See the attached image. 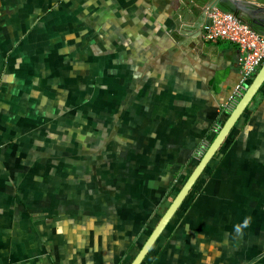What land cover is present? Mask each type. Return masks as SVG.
Returning <instances> with one entry per match:
<instances>
[{"label": "crops", "instance_id": "0c3cea01", "mask_svg": "<svg viewBox=\"0 0 264 264\" xmlns=\"http://www.w3.org/2000/svg\"><path fill=\"white\" fill-rule=\"evenodd\" d=\"M187 5L0 0V264L132 263L241 78ZM140 264H264V86Z\"/></svg>", "mask_w": 264, "mask_h": 264}, {"label": "water", "instance_id": "95a60500", "mask_svg": "<svg viewBox=\"0 0 264 264\" xmlns=\"http://www.w3.org/2000/svg\"><path fill=\"white\" fill-rule=\"evenodd\" d=\"M187 13L184 15L187 20H194L192 26L194 34H203V27L210 20V12L214 8H221L237 16L243 22L261 34H264V0H187ZM264 86V62L250 79L246 91L239 99L237 105L230 112L225 114L226 120L215 136L210 139V145L205 153L200 157L187 179L181 184L177 194L173 198L169 207L160 218L159 222L139 250L131 264H140L147 255L150 248L164 231L167 224L181 207L183 202L194 189L195 184L209 165L216 152L241 117L252 99L262 90Z\"/></svg>", "mask_w": 264, "mask_h": 264}, {"label": "built area", "instance_id": "2783aa9c", "mask_svg": "<svg viewBox=\"0 0 264 264\" xmlns=\"http://www.w3.org/2000/svg\"><path fill=\"white\" fill-rule=\"evenodd\" d=\"M210 20L203 27L202 37L206 42L218 43L221 40L237 45L241 78L229 99L222 105V113H230L247 89L250 79L264 62V34L259 33L233 13L221 8H214L209 14ZM221 125L215 131H219ZM206 141L200 146V157L209 147Z\"/></svg>", "mask_w": 264, "mask_h": 264}, {"label": "clouds", "instance_id": "9594fccd", "mask_svg": "<svg viewBox=\"0 0 264 264\" xmlns=\"http://www.w3.org/2000/svg\"><path fill=\"white\" fill-rule=\"evenodd\" d=\"M150 187L152 184L150 183ZM251 217H245L241 223H237L234 225V231L237 236H240L242 234V230L246 228L250 223Z\"/></svg>", "mask_w": 264, "mask_h": 264}, {"label": "flooded vegetation", "instance_id": "af4514ba", "mask_svg": "<svg viewBox=\"0 0 264 264\" xmlns=\"http://www.w3.org/2000/svg\"><path fill=\"white\" fill-rule=\"evenodd\" d=\"M183 184V183H182Z\"/></svg>", "mask_w": 264, "mask_h": 264}, {"label": "rangeland", "instance_id": "374dc122", "mask_svg": "<svg viewBox=\"0 0 264 264\" xmlns=\"http://www.w3.org/2000/svg\"><path fill=\"white\" fill-rule=\"evenodd\" d=\"M66 193V192H65Z\"/></svg>", "mask_w": 264, "mask_h": 264}]
</instances>
